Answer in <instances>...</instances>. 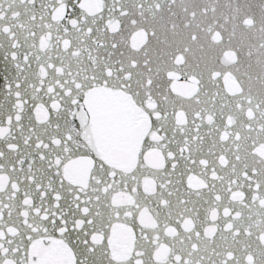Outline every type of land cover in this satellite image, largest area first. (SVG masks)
Returning <instances> with one entry per match:
<instances>
[{
  "label": "snow or ice",
  "instance_id": "obj_1",
  "mask_svg": "<svg viewBox=\"0 0 264 264\" xmlns=\"http://www.w3.org/2000/svg\"><path fill=\"white\" fill-rule=\"evenodd\" d=\"M0 264H264V0H0Z\"/></svg>",
  "mask_w": 264,
  "mask_h": 264
}]
</instances>
